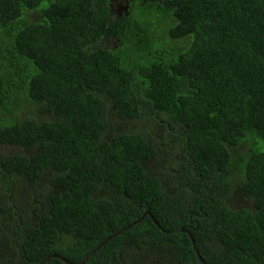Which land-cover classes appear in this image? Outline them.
Wrapping results in <instances>:
<instances>
[{"label":"trees","instance_id":"obj_1","mask_svg":"<svg viewBox=\"0 0 264 264\" xmlns=\"http://www.w3.org/2000/svg\"><path fill=\"white\" fill-rule=\"evenodd\" d=\"M120 1L0 0V264H264V0Z\"/></svg>","mask_w":264,"mask_h":264},{"label":"rangeland","instance_id":"obj_2","mask_svg":"<svg viewBox=\"0 0 264 264\" xmlns=\"http://www.w3.org/2000/svg\"><path fill=\"white\" fill-rule=\"evenodd\" d=\"M0 117L4 118L5 115L0 113ZM35 151V149H33ZM24 153L19 148L9 149L8 147H4L0 145V168H1V158L10 154H21ZM152 173V172H151ZM51 177L53 178V174L51 171L49 173L43 174L38 180L34 181L33 184L28 180L25 182L17 183V186H23L21 191L22 199L24 201L23 207L20 206V213L18 215L14 214L12 221H10L11 227H17L18 231L23 232L24 229L30 225L34 224L35 217L40 216V214L45 210V197L49 193H52L56 190L53 183L50 182ZM13 187L9 189H2L0 187V198L1 204L8 207L10 203L8 202V198H12V190ZM237 204L244 205L246 204L242 199H236ZM9 213V212H8ZM7 213V214H8ZM6 214V215H7ZM37 228V227H35Z\"/></svg>","mask_w":264,"mask_h":264},{"label":"clouds","instance_id":"obj_3","mask_svg":"<svg viewBox=\"0 0 264 264\" xmlns=\"http://www.w3.org/2000/svg\"><path fill=\"white\" fill-rule=\"evenodd\" d=\"M151 1V0H150ZM116 8V7H115ZM115 8H114V10H115ZM126 11H127V7H126ZM1 146H4V147H8L9 149L11 148L9 145H7V144H0ZM2 166V165H1ZM0 171H3L1 168H0ZM41 176H39L38 177V179L40 178ZM29 182H31L32 184H33V182L32 181H29ZM233 186H235V188H233V189H231V192H235V193H237L238 195H240L239 194V191H238V188H237V186H238V183H235ZM46 198H47V195H46V197H45V205H46ZM41 215V214H40ZM39 218H40V216L38 217V216H36L35 217V221H34V224L33 225H30V226H35V227H37L38 225H39V223H37L38 222V220H39ZM143 219V215L140 217V218H138L137 220H135V221H133V222H131L129 225H127V226H125V227H123V228H120V229H118L117 231H113V232H111V233H109L108 234V236H106L99 244H97L96 245V247L95 248H93L80 262H78V263H71L70 261H68V260H66L63 256H61V255H59V254H53L52 256H48V258H50V257H53V258H58V259H63L65 262H67V263H70V264H84L86 261H87V259L94 253V252H96L97 253V251L102 247V246H104L112 237H114V236H116V235H118L119 233H121L122 231H125L126 229H128V228H130L131 226H134V225H136L137 223H139L141 220ZM176 231H183V232H186L187 234L188 233H190L189 231H187V230H185V229H183V228H181V229H179V230H176ZM165 232H171V231H165ZM191 234V233H190ZM192 235V234H191ZM188 236H189V234H188ZM45 239H47V237H45V238H41V239H39L37 242H36V244H34V246H37V247H40L41 246V244L43 243V241L45 240ZM191 239V238H190ZM191 243H192V246H193V248H194V251H195V253H196V255H197V257H198V259L201 261V262H203L204 263V261H203V257L201 256V254L199 253V251H198V249H197V247H196V244H195V240H194V238H193V236H192V239H191ZM131 257H133V256H131V255H126V256H123V258L121 259L122 260V264H131L130 263V260L131 259H129V258H131ZM132 260H134L137 264H145L144 262H141V261H137L135 258H133ZM114 264H116V263H114Z\"/></svg>","mask_w":264,"mask_h":264},{"label":"flooded vegetation","instance_id":"obj_4","mask_svg":"<svg viewBox=\"0 0 264 264\" xmlns=\"http://www.w3.org/2000/svg\"><path fill=\"white\" fill-rule=\"evenodd\" d=\"M144 1H146V0H144ZM151 1L159 3L160 0H151ZM128 3H129V0H121L118 3V6H116V8H115L116 13L120 15V14H123L124 12H126L124 10V8L127 7V9H128Z\"/></svg>","mask_w":264,"mask_h":264},{"label":"water","instance_id":"obj_5","mask_svg":"<svg viewBox=\"0 0 264 264\" xmlns=\"http://www.w3.org/2000/svg\"><path fill=\"white\" fill-rule=\"evenodd\" d=\"M124 10L126 11V7L124 8ZM188 234H189V237L192 239V235L190 233H188Z\"/></svg>","mask_w":264,"mask_h":264}]
</instances>
